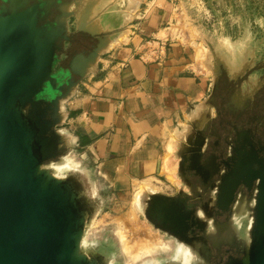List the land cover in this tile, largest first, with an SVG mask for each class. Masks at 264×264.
I'll list each match as a JSON object with an SVG mask.
<instances>
[{
  "label": "water",
  "instance_id": "1",
  "mask_svg": "<svg viewBox=\"0 0 264 264\" xmlns=\"http://www.w3.org/2000/svg\"><path fill=\"white\" fill-rule=\"evenodd\" d=\"M30 1L6 0L0 14V264H112L87 253L83 246L95 216L89 206L93 190L81 189L75 172L59 178L48 167L64 162L77 147L75 138L65 130V104L97 68L110 42L129 33V27L114 34L102 29L96 19L102 3L117 5V0H58L61 14L52 28L42 26L41 19L50 15L54 0L31 5ZM71 28L97 44L87 56L73 57L63 78H57L58 42L70 40ZM222 67L218 59L210 67L213 88L206 104L216 99ZM186 138L187 142L183 133L178 135L172 156L179 172V160L190 150L189 136ZM261 179L251 244L243 260L231 264H264V177ZM147 195V220L176 238L164 216L178 206L176 201L166 194Z\"/></svg>",
  "mask_w": 264,
  "mask_h": 264
},
{
  "label": "crops",
  "instance_id": "2",
  "mask_svg": "<svg viewBox=\"0 0 264 264\" xmlns=\"http://www.w3.org/2000/svg\"><path fill=\"white\" fill-rule=\"evenodd\" d=\"M174 16L168 0L109 1L97 10L102 29L126 25L129 34L110 42L65 104V130L111 184L167 180L168 169L179 168L172 161L175 139L204 129L213 118L216 99L206 104L213 81L193 42L172 27ZM76 34L92 49L97 44Z\"/></svg>",
  "mask_w": 264,
  "mask_h": 264
},
{
  "label": "flooded vegetation",
  "instance_id": "3",
  "mask_svg": "<svg viewBox=\"0 0 264 264\" xmlns=\"http://www.w3.org/2000/svg\"><path fill=\"white\" fill-rule=\"evenodd\" d=\"M35 1L40 0H31L30 5ZM57 1L47 19H41L42 26L54 27L59 15ZM5 4L6 0H0V14ZM69 38L58 42L54 66L57 78H63L73 57L87 56L92 50L87 38L79 34ZM260 71L264 72V64L255 70ZM247 80L241 77L230 82L223 76L213 118L204 129L191 131L190 150L184 160H179L182 191L177 185L179 191L169 195L179 208L164 213L177 241L205 243L207 251L197 264L238 263L251 244L257 196L264 177V75L256 85ZM210 220L223 228L219 241L207 234L206 221Z\"/></svg>",
  "mask_w": 264,
  "mask_h": 264
},
{
  "label": "rangeland",
  "instance_id": "4",
  "mask_svg": "<svg viewBox=\"0 0 264 264\" xmlns=\"http://www.w3.org/2000/svg\"><path fill=\"white\" fill-rule=\"evenodd\" d=\"M168 2L175 13L172 27L184 40L193 42L202 68L211 76V80L213 81V73L210 67L214 66L217 59L221 62L222 68H225L219 88L223 76L230 82H236L241 77L248 78L247 81L255 85L262 80L264 72L255 70L264 64V0H168ZM57 12L61 14L59 10ZM73 22L71 19L69 24L72 25ZM70 32L74 34V29ZM128 34L121 38H126ZM200 49L204 52H200ZM185 141L187 142V138ZM71 158L80 164L85 173V175L75 173L80 188L87 193L96 190V195L89 197V206L94 210L95 216L86 234L85 251L102 256L106 261L111 260L112 264H140L146 258L169 260L173 243L177 240L155 229L145 217L147 194L143 198L142 209L135 208L134 201L139 188L145 186L148 181L155 188L151 190L158 194H176L179 191L177 185L180 186L181 192L182 179L179 176V169L169 168L168 171L173 173V180L165 175L168 180L160 179L159 184L146 179L128 185L121 183L114 185L102 179L98 166L80 148L74 147ZM175 165H178V161ZM120 231L125 237L120 236ZM148 237L160 239L157 244L161 248L153 253L135 257L140 250L136 244L145 242ZM128 244L135 245L130 255L125 251Z\"/></svg>",
  "mask_w": 264,
  "mask_h": 264
},
{
  "label": "bare ground",
  "instance_id": "5",
  "mask_svg": "<svg viewBox=\"0 0 264 264\" xmlns=\"http://www.w3.org/2000/svg\"><path fill=\"white\" fill-rule=\"evenodd\" d=\"M200 52H204V51H202V49H201ZM175 141H177V140L175 139ZM175 144H176V142H175ZM175 144H172V147ZM175 164H177V162ZM48 168L55 174V176H57L59 178H65L69 173H73V172H75V173L76 172L77 173L84 172L82 170V167L80 166V164L71 158V155L68 157H65L64 162L59 163V164L53 163ZM170 172H168L166 175L169 179L173 180V173L172 172L170 173ZM148 182L146 184H144L145 186L139 188V191L135 196V201H134L135 208L140 209L142 207L143 198L146 194L156 193V191L151 190V189H155V188H153L152 184L148 183ZM93 194L96 195L95 189H93ZM202 215H203L204 219L206 220V213L202 212ZM206 222L208 223L207 234L210 236V238L212 240L219 241L223 237V234H224L223 228L220 226L214 225L211 222V220L206 221ZM119 234L121 237H125V234L122 231H120ZM159 240L156 239L155 237H148L145 242H141L139 244H136V245H139L140 250H138L139 253H137V255H134V256L135 257L136 256H142L144 253L150 254V253H153L156 249L161 248V246L159 244H157V242ZM83 246L84 247L87 246L86 237L83 241ZM134 246L135 245L130 246L128 244L125 251L130 255L134 249ZM206 251L207 250L205 249V243L202 241L198 242L194 245H188V244L182 243L180 241H176L175 243H173V251H172V254L170 255L169 260L161 261L160 259H156V258H146L140 264H197V262L199 261L201 256H203V254H205Z\"/></svg>",
  "mask_w": 264,
  "mask_h": 264
},
{
  "label": "built area",
  "instance_id": "6",
  "mask_svg": "<svg viewBox=\"0 0 264 264\" xmlns=\"http://www.w3.org/2000/svg\"><path fill=\"white\" fill-rule=\"evenodd\" d=\"M151 42H153V41H151ZM165 48H166V44H164V43L161 44L160 47H159V49H160V51L162 52V55H163V56H164L163 52L165 51ZM157 49H158V48H156L155 50H154L152 47L150 48V50H152V51L155 52V53L157 52Z\"/></svg>",
  "mask_w": 264,
  "mask_h": 264
}]
</instances>
